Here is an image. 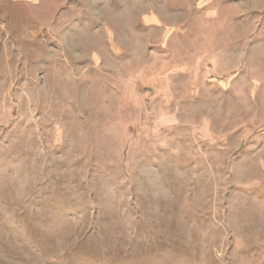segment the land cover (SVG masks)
I'll return each mask as SVG.
<instances>
[{
  "label": "rangeland",
  "instance_id": "rangeland-1",
  "mask_svg": "<svg viewBox=\"0 0 264 264\" xmlns=\"http://www.w3.org/2000/svg\"><path fill=\"white\" fill-rule=\"evenodd\" d=\"M0 264H264V0H0Z\"/></svg>",
  "mask_w": 264,
  "mask_h": 264
}]
</instances>
